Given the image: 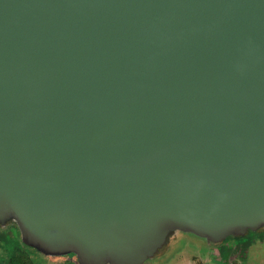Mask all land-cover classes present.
I'll return each mask as SVG.
<instances>
[{
    "label": "water",
    "instance_id": "1",
    "mask_svg": "<svg viewBox=\"0 0 264 264\" xmlns=\"http://www.w3.org/2000/svg\"><path fill=\"white\" fill-rule=\"evenodd\" d=\"M83 264L264 231V0H0V223Z\"/></svg>",
    "mask_w": 264,
    "mask_h": 264
},
{
    "label": "rangeland",
    "instance_id": "2",
    "mask_svg": "<svg viewBox=\"0 0 264 264\" xmlns=\"http://www.w3.org/2000/svg\"><path fill=\"white\" fill-rule=\"evenodd\" d=\"M225 240L212 244L197 235L176 232L154 257L143 264H222L225 260L229 264H264V231L250 232L237 240L232 237ZM246 241H252V244L247 247L249 243ZM225 246H233L235 250L224 251ZM20 255L28 264H83L73 254L51 255L28 245L13 221L0 223V264H8L11 258L19 259Z\"/></svg>",
    "mask_w": 264,
    "mask_h": 264
},
{
    "label": "trees",
    "instance_id": "3",
    "mask_svg": "<svg viewBox=\"0 0 264 264\" xmlns=\"http://www.w3.org/2000/svg\"><path fill=\"white\" fill-rule=\"evenodd\" d=\"M14 223H16L15 221H13ZM250 233V232H249ZM248 234V233H247ZM230 237H232L233 238V240H237V238H239L240 236H230ZM230 237H228V238H230ZM227 238V239H228ZM256 240V239H255ZM226 240H224L222 243H224ZM237 243H239L240 241L238 240V241H236ZM246 242H248L249 244L247 245V247H249L251 244H252V241H246ZM224 245V244H223ZM223 247V246H222ZM235 247H233V246H225V249H224V251L225 250H227L228 249V251H234L235 249H234ZM232 251V252H233ZM226 256V255H225ZM20 258L18 259V258H16V257H13V258H11L10 260H9V262H8V264H10V261H12L13 263L12 264H28V263H26V261L23 259V258H25L23 255H20L19 256Z\"/></svg>",
    "mask_w": 264,
    "mask_h": 264
},
{
    "label": "flooded vegetation",
    "instance_id": "4",
    "mask_svg": "<svg viewBox=\"0 0 264 264\" xmlns=\"http://www.w3.org/2000/svg\"><path fill=\"white\" fill-rule=\"evenodd\" d=\"M224 261V260H223ZM225 262H228L227 260H225ZM225 262H223L222 264H226ZM228 264H229V262H228Z\"/></svg>",
    "mask_w": 264,
    "mask_h": 264
}]
</instances>
